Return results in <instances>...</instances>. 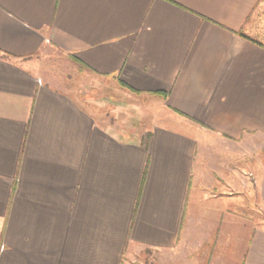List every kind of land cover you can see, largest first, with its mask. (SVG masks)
<instances>
[{
  "label": "crops",
  "instance_id": "1",
  "mask_svg": "<svg viewBox=\"0 0 264 264\" xmlns=\"http://www.w3.org/2000/svg\"><path fill=\"white\" fill-rule=\"evenodd\" d=\"M261 2L0 0V264L185 243L264 264ZM57 52L81 86L42 74ZM106 80L158 98L157 118L134 125Z\"/></svg>",
  "mask_w": 264,
  "mask_h": 264
},
{
  "label": "rangeland",
  "instance_id": "2",
  "mask_svg": "<svg viewBox=\"0 0 264 264\" xmlns=\"http://www.w3.org/2000/svg\"><path fill=\"white\" fill-rule=\"evenodd\" d=\"M259 9L261 10V23H264V0H262ZM49 58L48 61L44 59L40 67L42 74L47 77L53 76V74L61 75L66 83L73 86L84 83L77 65L68 56L60 55L57 52L56 54L53 53L52 56L50 55ZM81 88L85 96L91 93L92 88L90 86L86 89ZM94 89L102 95L107 93L112 94V100L125 106L127 114L131 115L134 125L139 124L140 121L150 122L157 118L156 114L160 110L159 99L154 96L130 94L120 87L118 83L110 80L101 82L99 87H95ZM105 118L110 119L111 117L106 115ZM262 144H264L263 141ZM254 218L264 221V205H261L259 210H255ZM206 254L204 251H197L195 248H192L190 243H185L176 251H144L142 255L134 259L132 264H221L220 259H211Z\"/></svg>",
  "mask_w": 264,
  "mask_h": 264
},
{
  "label": "trees",
  "instance_id": "3",
  "mask_svg": "<svg viewBox=\"0 0 264 264\" xmlns=\"http://www.w3.org/2000/svg\"><path fill=\"white\" fill-rule=\"evenodd\" d=\"M256 41V40H255ZM259 42V41H258ZM262 46H264V44L262 42H259Z\"/></svg>",
  "mask_w": 264,
  "mask_h": 264
}]
</instances>
